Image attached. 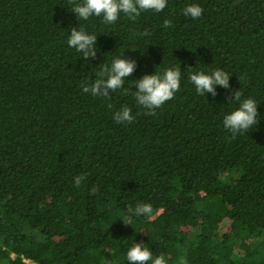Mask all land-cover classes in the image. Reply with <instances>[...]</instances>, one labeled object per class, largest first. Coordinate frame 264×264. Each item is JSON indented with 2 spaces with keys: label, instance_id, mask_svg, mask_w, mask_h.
Masks as SVG:
<instances>
[{
  "label": "trees",
  "instance_id": "obj_1",
  "mask_svg": "<svg viewBox=\"0 0 264 264\" xmlns=\"http://www.w3.org/2000/svg\"><path fill=\"white\" fill-rule=\"evenodd\" d=\"M83 3L0 0V264H128L135 243L167 264H264V0H168L113 25L79 21ZM74 27L97 36L94 59L68 45ZM117 57L137 62L124 88L85 93ZM177 67L180 91L148 115L134 82ZM217 68L231 91L197 94L189 76ZM239 90L259 124L233 138ZM124 106L131 123L114 120ZM138 203L151 218L125 224Z\"/></svg>",
  "mask_w": 264,
  "mask_h": 264
},
{
  "label": "clouds",
  "instance_id": "obj_2",
  "mask_svg": "<svg viewBox=\"0 0 264 264\" xmlns=\"http://www.w3.org/2000/svg\"><path fill=\"white\" fill-rule=\"evenodd\" d=\"M72 2V0H70ZM168 0H84L83 4H76L72 7L71 12L77 14L79 21H87L91 17H102L106 25L115 24L121 17V14L131 20H135L144 11L163 12L167 7ZM203 9L192 4L184 9V15L193 19H198L203 14ZM165 27H172L171 21H164ZM147 35V31L144 33ZM68 45L77 52L82 53L85 60L97 56V36L88 34L82 28H72L71 35L68 39ZM137 62L135 60L124 59L123 57L115 58L111 64H102L96 73L97 79L90 86L82 84L81 87L85 93H90L93 97L100 96L111 98L109 90L116 92L124 88L125 78L130 77L136 71ZM181 68L166 69L163 74L157 70L154 75H145L142 79L135 81L133 87L137 91H131L137 104L148 110V115H155L156 109L161 108L166 102L174 99L175 94L180 91L181 87ZM191 83L195 86L197 94L217 95V86L231 91L229 83V73L215 69L210 73L196 71L189 76ZM125 91H129L125 89ZM242 90L233 93L234 102L239 103V107L230 114L225 115L223 126L231 132L233 138L237 134H244L249 129L255 128L259 124L258 104L254 99H241ZM230 98V99H233ZM233 102V103H234ZM117 123H131L134 120L132 109L128 106L122 107L114 115ZM87 179V175H78L74 177L75 186L79 188ZM92 194L99 191L98 188H92ZM127 212L129 219L124 223L131 225V216L139 217L141 215L151 218L154 209L151 204L138 203L135 208L128 206ZM108 261V260H107ZM128 264H167L163 255L153 256V252L143 244L135 243L127 252Z\"/></svg>",
  "mask_w": 264,
  "mask_h": 264
},
{
  "label": "built area",
  "instance_id": "obj_3",
  "mask_svg": "<svg viewBox=\"0 0 264 264\" xmlns=\"http://www.w3.org/2000/svg\"><path fill=\"white\" fill-rule=\"evenodd\" d=\"M24 262L27 263V264H36V263L31 262L30 260H26V259L24 260Z\"/></svg>",
  "mask_w": 264,
  "mask_h": 264
}]
</instances>
